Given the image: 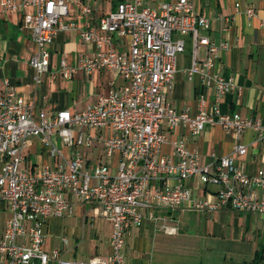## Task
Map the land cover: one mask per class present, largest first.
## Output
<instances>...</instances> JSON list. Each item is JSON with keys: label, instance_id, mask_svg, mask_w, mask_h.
I'll use <instances>...</instances> for the list:
<instances>
[{"label": "built area", "instance_id": "built-area-1", "mask_svg": "<svg viewBox=\"0 0 264 264\" xmlns=\"http://www.w3.org/2000/svg\"><path fill=\"white\" fill-rule=\"evenodd\" d=\"M72 3L0 0V14L25 10L23 25L34 43L29 63L35 83L49 69V46L57 31L78 29L81 41L95 48L79 59V68L87 73L110 70L123 85L78 112L37 110L13 86L0 95V201L10 209L0 230V264H125L127 233L146 219L162 220L161 229L175 234L178 227L165 224L173 210L208 212L229 206L264 215V168L249 175L235 161L247 146L237 142L229 154L211 152L206 161L186 147L183 134L194 137L218 125L236 139L248 129L262 139L261 120L219 109L208 112L204 94L194 116L178 112L166 98L185 37L192 44L187 75L197 74L206 87L214 86L215 101L234 88L231 78L215 71L227 44L216 45L200 34L210 29V19L191 0H117L95 25L79 28L64 21ZM76 4L84 15L93 11L87 3ZM236 12L256 15L253 7L242 11L240 3ZM201 48L207 51L205 58L199 56ZM60 64L64 77L76 71L66 59ZM32 138L47 147L53 164L30 170L26 158ZM165 144L172 146L171 153H162ZM209 186L216 189L207 191ZM77 205L88 208L83 221L104 218L111 223L106 258L66 261L57 249L45 251L51 221L73 215ZM60 239L67 244L69 237Z\"/></svg>", "mask_w": 264, "mask_h": 264}, {"label": "crops", "instance_id": "crops-1", "mask_svg": "<svg viewBox=\"0 0 264 264\" xmlns=\"http://www.w3.org/2000/svg\"><path fill=\"white\" fill-rule=\"evenodd\" d=\"M111 1L75 0L72 7H69V14L64 21L76 24L79 28H84L88 24L95 25L101 15L113 9L114 4ZM191 1L196 10L208 17L211 22L210 29L202 31V35L208 36L216 45L227 44V48L216 63L215 71L225 79L231 78L234 88L215 101L214 86L206 87L197 74L191 77L187 75V69L192 63V44L188 37H185L187 43L184 52L177 58L172 88L166 92L167 101L178 112L187 110L194 116L199 110V97L204 94L205 108L208 112L219 109L222 113H238L246 118L260 119L264 124V25L262 24L264 0ZM76 2L89 4L93 8L92 13L84 15ZM238 3L241 4L242 11L253 7L256 15L248 18L244 12L237 13ZM24 13L25 10H18L9 14H0V95L13 86L23 99L34 102L37 110L44 108L49 113H55L68 109L71 112H78L96 103L100 95L123 85V80L110 70H92L87 73L79 68V59L92 55L95 48L93 44H84L81 41L78 29L57 31L53 43L49 46V69L43 74L42 81L36 84L33 79L35 70L29 63L34 43L29 31L23 25ZM199 56L200 58L207 56L205 48H201ZM61 59H66L69 66L76 67V71L70 77L61 74ZM164 129L168 137L172 138L171 132L165 126ZM183 134L187 139L186 147L198 152L206 161L211 152L218 155L229 154L239 142L247 146V152L235 156L237 165L249 175L264 168V138H259L251 129L244 131L239 139L225 132L218 125L206 127L194 137L188 136L186 131ZM171 152L172 146L165 144L162 153ZM93 154L92 151L88 152L90 156ZM26 160L30 170H38L44 164H53L47 147L37 138L31 139ZM215 189L216 187L209 186L207 191ZM84 208L86 207L83 205H77L73 213L74 215L75 212H81L83 225L88 220L86 218L83 221L87 212H84ZM180 210L183 214L197 212ZM200 213H204L207 232L213 238L226 240L234 245L242 244L240 248L243 249L248 245L247 249L251 251L248 255L252 254V256L264 245V215L238 211L229 206ZM5 220L0 223V230L4 229ZM55 220L51 221V228L54 224L57 233H60L61 225ZM174 220L175 217L171 214L168 221L173 223ZM156 222L158 220L146 219L140 227L128 231L124 248L125 264L130 255L132 256L129 259L130 264H144L142 256L145 253V234L149 231L150 235H153L157 228ZM166 225L174 226V224ZM100 229L107 230L104 243L108 248L101 256L106 258L110 253L111 223L105 219ZM178 229L180 231L179 227ZM179 231L175 234H168L165 231L164 233L177 235Z\"/></svg>", "mask_w": 264, "mask_h": 264}, {"label": "rangeland", "instance_id": "rangeland-1", "mask_svg": "<svg viewBox=\"0 0 264 264\" xmlns=\"http://www.w3.org/2000/svg\"><path fill=\"white\" fill-rule=\"evenodd\" d=\"M116 1L112 0L111 2L115 5ZM69 7H72V4H69ZM177 36L185 37L180 34H175L174 37ZM59 147H61L60 140ZM0 202H2L0 204V223H3L10 217V209L5 201ZM87 210V207L84 208V212ZM171 212L175 217L174 222L165 223L178 225L179 233L177 235L165 234L161 229L164 222L158 220L156 224L159 229L156 228L153 235H150L149 231L145 234V253L142 256L144 264H250L254 256L248 255L249 252L251 253L247 249L248 245L243 249L240 248L243 246L242 244L234 245L232 242L213 238L207 232L204 213L194 211L196 213L183 214L181 210ZM81 219V212H75L71 217L56 219L57 221H55L61 225V232L57 233L54 224L52 228L50 226L45 251L50 254L52 249H57L59 258L66 261H85L98 255L101 257L108 248L104 243L107 230L100 229V225L104 223L105 219L88 218L84 225ZM61 235L70 237L67 244L61 241ZM132 238L133 236L130 237V241ZM131 258L130 255L126 264L131 263L129 261ZM49 264H57V261Z\"/></svg>", "mask_w": 264, "mask_h": 264}, {"label": "trees", "instance_id": "trees-1", "mask_svg": "<svg viewBox=\"0 0 264 264\" xmlns=\"http://www.w3.org/2000/svg\"><path fill=\"white\" fill-rule=\"evenodd\" d=\"M250 264H264V245L256 250Z\"/></svg>", "mask_w": 264, "mask_h": 264}]
</instances>
